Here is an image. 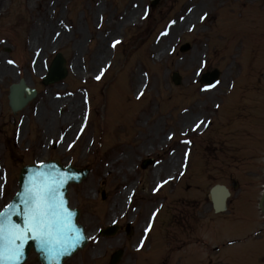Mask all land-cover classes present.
Masks as SVG:
<instances>
[{
    "label": "rangeland",
    "instance_id": "1",
    "mask_svg": "<svg viewBox=\"0 0 264 264\" xmlns=\"http://www.w3.org/2000/svg\"><path fill=\"white\" fill-rule=\"evenodd\" d=\"M150 2L0 0V67L9 68L0 75V209L26 164L53 160L88 170L67 191L88 244L65 264H109L119 249L118 264H208L211 246L241 224L240 214L235 221L231 213L212 214V184L229 186L234 158L242 160L235 198L250 194L253 206L264 184V0ZM57 52L68 75L43 86ZM213 69L219 84L201 87L199 75ZM174 72L180 85L171 83ZM19 79L37 96L12 114L7 90ZM47 99H78L75 121L64 117L69 102L53 110L54 119L44 115L51 113ZM147 159L157 163L143 170ZM113 223L120 226L115 236H98ZM233 247L216 256L229 251L224 264H246ZM29 256L26 264H39Z\"/></svg>",
    "mask_w": 264,
    "mask_h": 264
},
{
    "label": "snow or ice",
    "instance_id": "2",
    "mask_svg": "<svg viewBox=\"0 0 264 264\" xmlns=\"http://www.w3.org/2000/svg\"><path fill=\"white\" fill-rule=\"evenodd\" d=\"M117 43L119 41H114L113 47ZM96 79L99 80L100 76ZM62 186L61 180L44 179L43 176L39 181L33 180L26 185L21 200L23 208L15 213L23 216L22 225L11 221V205H5L4 210H0V264H18L29 237L48 250L51 261H56L76 246L80 237L73 236L68 213L59 194Z\"/></svg>",
    "mask_w": 264,
    "mask_h": 264
},
{
    "label": "water",
    "instance_id": "3",
    "mask_svg": "<svg viewBox=\"0 0 264 264\" xmlns=\"http://www.w3.org/2000/svg\"><path fill=\"white\" fill-rule=\"evenodd\" d=\"M157 0H154V3H156ZM187 49V46L185 47ZM55 59L53 60L50 69L48 70V74L46 77L42 78V83L44 85L51 84L57 81H60L63 79V77L66 76L67 72L64 66V60L62 59L61 55L58 54ZM219 77V74L217 71H213L211 73H207L202 76L201 83H205L208 85H211L215 82ZM173 83L178 84L179 78L177 75H173ZM9 91V106L13 112H16L17 110L22 109L27 102H29L33 97L35 96L34 90H30L28 87L26 88V85L23 80H20L17 84H12L10 86ZM150 162H145L143 164V167H145L146 164H149ZM87 172H79L75 170L74 168L68 166L66 168L61 167L60 165L54 163V162H47L40 164L39 166H26L21 170V173L19 175L18 179V191L15 194L12 201L7 204L12 206V214H10V219L12 222L22 225L24 223V219L22 215H16V212L21 211L23 208V205L21 203L22 200V194L25 191L26 185H29L31 181L37 180L43 176L44 179H59L63 182V186L59 188V194L60 197L64 201V207L67 210L68 213V221L70 226L73 229V236H79L80 239L76 246L74 248H70L68 252L64 255H61L57 258L56 261H51L49 257V252L46 248L42 247L40 242L36 239H33L29 237L26 242L24 243L23 247V255L18 261V264H24L27 255L29 254L30 250L32 249L34 253L38 256V260L42 264H62L63 261L73 255L77 250H81L86 245V238L84 237L83 229L82 227L76 222L78 217V212L76 210H72L68 206V200L66 198V191H67V185L71 183H79L80 180H82L86 176ZM222 192L226 194V190L223 187L216 186L211 190L210 198L212 200L213 207L216 211L220 210V203L222 204L224 202L225 194H223V197H217V193ZM223 198V201L219 199ZM223 206V205H222ZM116 231V227L113 228H107L102 231V235L109 236L113 235ZM121 252H117L112 256L111 263L115 264L119 258H120Z\"/></svg>",
    "mask_w": 264,
    "mask_h": 264
},
{
    "label": "bare ground",
    "instance_id": "4",
    "mask_svg": "<svg viewBox=\"0 0 264 264\" xmlns=\"http://www.w3.org/2000/svg\"><path fill=\"white\" fill-rule=\"evenodd\" d=\"M133 15H135V13H133ZM38 41V43H43V48H46L47 47V44L49 43L48 42V39H44L41 37L40 33L39 34H36V37H35ZM63 39V36L60 37V41ZM108 54V51L106 49L102 50V52H100L97 56V59L98 58H104L106 55ZM9 68L6 67V66H1L0 67V75L3 76L5 74H7L9 72L8 70ZM67 102H69V105H70V108L68 113L64 114V117H68V119L72 122V121H75V118H77V114L79 113L80 111V105H79V102H78V99H63V100H56V99H47V107L48 109L51 111L50 114H48L47 111H44V115H48V116H53V110H56V109H59L61 106L67 104ZM53 119H54V116H53ZM51 119L50 124H49V127L45 128L47 130V132H50L52 131L53 129V125H54V120ZM64 121V120H63ZM69 135H70V132H69ZM119 160H123L122 158H119ZM132 187H129V188H126L124 191H123V195L127 196L128 193L130 192ZM120 204L117 203L116 201V207L119 206Z\"/></svg>",
    "mask_w": 264,
    "mask_h": 264
},
{
    "label": "flooded vegetation",
    "instance_id": "5",
    "mask_svg": "<svg viewBox=\"0 0 264 264\" xmlns=\"http://www.w3.org/2000/svg\"><path fill=\"white\" fill-rule=\"evenodd\" d=\"M237 155V154H235ZM242 160L239 159L237 160V158H234L232 159V163H233V166L231 168V172H232V176H231V179L233 180L230 184V189H231V199L234 197L233 195L238 191V189L234 188V182H236V179L237 178V174L239 172V163L238 162H241ZM248 172V170H247ZM250 173V172H248ZM247 173V174H248ZM231 201V200H230ZM248 202L247 204H250L251 202V196L250 194L246 197V196H243V197H240L239 198H235L234 197V200H232V203H230V212H231V215L232 217L234 218V220H236L237 218V214H240L241 216V219H242V222L243 223H248V222H257L258 224L261 225V229L260 230V235L261 236V239L263 240V249H264V215H262V217L258 220V219H255V218H252V216H250L249 214H247L246 212L243 211V208L245 206L244 203ZM264 203V202H263ZM264 252H263V255H262V263H264Z\"/></svg>",
    "mask_w": 264,
    "mask_h": 264
}]
</instances>
